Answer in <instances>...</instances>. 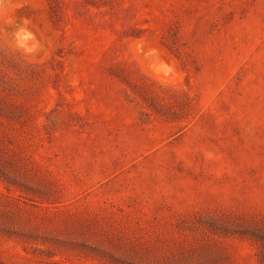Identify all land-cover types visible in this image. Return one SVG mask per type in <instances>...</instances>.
Segmentation results:
<instances>
[{"label": "rangeland", "instance_id": "1", "mask_svg": "<svg viewBox=\"0 0 264 264\" xmlns=\"http://www.w3.org/2000/svg\"><path fill=\"white\" fill-rule=\"evenodd\" d=\"M0 264H264V0H0Z\"/></svg>", "mask_w": 264, "mask_h": 264}, {"label": "bare ground", "instance_id": "2", "mask_svg": "<svg viewBox=\"0 0 264 264\" xmlns=\"http://www.w3.org/2000/svg\"><path fill=\"white\" fill-rule=\"evenodd\" d=\"M162 75L164 74H161V77H163ZM165 80L169 81L170 79L168 78V76H165Z\"/></svg>", "mask_w": 264, "mask_h": 264}]
</instances>
